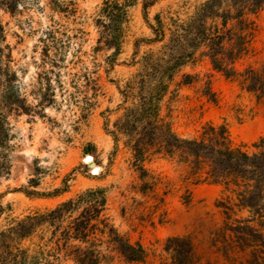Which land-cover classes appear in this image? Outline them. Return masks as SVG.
<instances>
[{
    "label": "rangeland",
    "instance_id": "obj_1",
    "mask_svg": "<svg viewBox=\"0 0 264 264\" xmlns=\"http://www.w3.org/2000/svg\"><path fill=\"white\" fill-rule=\"evenodd\" d=\"M73 1L86 16L81 25L53 12L50 0H32L15 14L0 10L10 47L7 64L17 74L22 94L33 107L30 114H8L11 166L9 174L0 178V232L28 214L53 209L87 189L99 188L105 192L112 223L132 244L145 249L146 264H170L165 247L173 237L192 239L199 264H251L250 250L229 251L224 246L221 231L226 216L219 203L231 195L223 186L199 181V175L178 157L155 154L140 164L141 170L126 138L120 136L116 145L109 134L133 101L125 104L121 91L139 73L142 58L163 45L142 42L135 58V42L154 37L142 4L131 9L124 43L115 57V67H110L107 57L113 51L93 52L98 31L90 17L104 0ZM206 1L161 0L148 10V21L156 25L160 17L170 28L173 21H189ZM249 19L252 25L246 49L234 65L239 73L249 67H264V7ZM54 21L65 29L85 31L84 41L73 43L68 61L74 54L83 58L96 80L97 91L84 87L79 79L73 80L81 66L70 64L62 71L68 96L63 99L58 94L56 105L41 109L33 87L41 71V39ZM186 76L189 83L184 82ZM77 83L80 90L75 89ZM69 93L73 103L69 102ZM88 100L93 103L91 107L86 105ZM161 116L174 133L186 139H201L208 125H224L232 145L251 154L259 151L255 146L264 139V97L244 89L239 77L228 78L217 71L201 52L176 72L161 103ZM89 156L94 168L86 162ZM95 168H99L97 174ZM32 179L37 186H31ZM65 180L69 191L57 197H28L24 192L50 193L62 189ZM232 218L253 220L250 225L264 230V224L259 225L249 210L235 208ZM57 264L74 263L63 260ZM110 264L125 263L115 255Z\"/></svg>",
    "mask_w": 264,
    "mask_h": 264
},
{
    "label": "trees",
    "instance_id": "obj_2",
    "mask_svg": "<svg viewBox=\"0 0 264 264\" xmlns=\"http://www.w3.org/2000/svg\"><path fill=\"white\" fill-rule=\"evenodd\" d=\"M31 1L0 0V10L15 14ZM159 1L104 0L90 17L98 31L93 52L113 51L107 57L110 67H115V57L124 43L130 11L139 3L154 37L135 42V58L140 43H163L160 50L150 51L142 58L139 73L121 91L125 104L132 98L133 101L109 134L116 145L120 136L126 138V145L141 170L140 164L155 154L178 157L199 175V181L223 186L231 195L219 203L226 216L221 231L226 250H250L251 264H264V230L250 225L253 220L232 218L235 208L249 210L259 225L264 224V139L255 146L259 151L251 154L232 145L224 125H208L201 139H186L174 133L161 116V103L176 72L194 60L198 52L207 57L217 71L228 78L239 77L244 89L264 97V67H249L239 73L234 66L246 49L247 32L252 25L249 16L264 7V0H207L189 21H173L170 28L160 17L156 25L148 21V10ZM49 4L53 12L68 22L81 25L86 20L73 0H50ZM85 34L82 28L65 29L56 21L45 32L41 39V71L33 87L41 109L56 105L58 94L63 99L68 96L62 71L70 64L81 66L73 74V80L83 81L84 87L96 93V80L83 58L74 54L68 61L73 43L83 42ZM9 49L0 20V178L9 174L11 166L8 114L33 111L22 94L17 74L7 64L11 59L7 54ZM189 80L186 76L184 82L189 83ZM75 89L80 90L78 83ZM69 102L73 103L70 93ZM86 105L91 107L93 103L88 100ZM30 184L38 185L35 179ZM68 191L65 180L62 189L50 193L29 189L24 192L28 197L50 198ZM165 250L170 255V264H199L190 237L169 238ZM115 255L125 264H146L145 249L132 244L112 223L107 214L105 192L99 188L87 189L53 209L28 214L0 232V264H57L63 260H71L74 264H110Z\"/></svg>",
    "mask_w": 264,
    "mask_h": 264
},
{
    "label": "bare ground",
    "instance_id": "obj_3",
    "mask_svg": "<svg viewBox=\"0 0 264 264\" xmlns=\"http://www.w3.org/2000/svg\"><path fill=\"white\" fill-rule=\"evenodd\" d=\"M91 161H92V157H90V156L87 157L86 162H87V163H90ZM92 163H94V162H92ZM93 168H94V167H93ZM98 171H99V168H95V169H94V173H95V174H97Z\"/></svg>",
    "mask_w": 264,
    "mask_h": 264
},
{
    "label": "water",
    "instance_id": "obj_4",
    "mask_svg": "<svg viewBox=\"0 0 264 264\" xmlns=\"http://www.w3.org/2000/svg\"><path fill=\"white\" fill-rule=\"evenodd\" d=\"M89 166H90L91 168H93V167H95L96 165H95V163H89Z\"/></svg>",
    "mask_w": 264,
    "mask_h": 264
}]
</instances>
